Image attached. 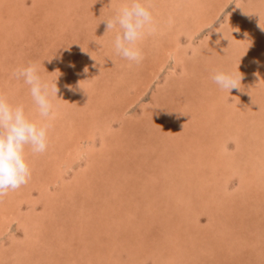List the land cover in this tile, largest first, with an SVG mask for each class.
<instances>
[{"label": "rangeland", "instance_id": "obj_1", "mask_svg": "<svg viewBox=\"0 0 264 264\" xmlns=\"http://www.w3.org/2000/svg\"><path fill=\"white\" fill-rule=\"evenodd\" d=\"M67 1L3 0L0 93L41 119L12 75L34 62L59 98L31 179L0 199V264H264V0H149L139 64L102 21L127 0Z\"/></svg>", "mask_w": 264, "mask_h": 264}, {"label": "clouds", "instance_id": "obj_2", "mask_svg": "<svg viewBox=\"0 0 264 264\" xmlns=\"http://www.w3.org/2000/svg\"><path fill=\"white\" fill-rule=\"evenodd\" d=\"M102 21L106 23V33H116L113 40L116 55L131 64L141 63L144 58L141 42L154 31L149 0H128L113 17ZM259 26L264 30V25ZM84 71L87 72V68ZM40 72L39 64L30 62L26 67L17 68L12 75L29 86L30 96L41 119H30L22 104L14 105L0 93V199L29 182L32 175L29 155L42 154L49 145L59 88L57 80H46ZM211 79L220 90L231 92L241 88L243 77L239 71L218 70ZM79 86L82 87L81 83ZM66 87L69 91L73 90L72 85Z\"/></svg>", "mask_w": 264, "mask_h": 264}, {"label": "bare ground", "instance_id": "obj_3", "mask_svg": "<svg viewBox=\"0 0 264 264\" xmlns=\"http://www.w3.org/2000/svg\"><path fill=\"white\" fill-rule=\"evenodd\" d=\"M17 1V0H16ZM55 1V0H54ZM67 1V0H66ZM68 1H71V0H68ZM67 1V2H68ZM128 1V0H127ZM82 2V1H81ZM69 3V2H68ZM78 3V2H77ZM9 4V3H8ZM73 4V3H72ZM14 5V4H13ZM71 5V4H70ZM73 5H75V4H73ZM78 4H76V6H77ZM80 5V4H79ZM181 5V4H180ZM2 6H3V0H0V24H7V23H10V22H8V19H5L4 18V16H3V12L1 11V9H2ZM63 6V5H62ZM17 7V6H16ZM15 7V8H16ZM19 7V6H18ZM21 7V6H20ZM58 7V6H57ZM71 7V6H70ZM259 8V7H258ZM7 9H9V8H7ZM19 9H21V8H19ZM61 9V8H60ZM74 9V8H73ZM15 10V9H14ZM57 10V9H56ZM56 10H55V12H56ZM70 10V9H69ZM58 11V10H57ZM66 11V10H65ZM72 11V10H71ZM70 11V12H71ZM76 11V10H75ZM262 11V10H261ZM36 12V11H35ZM26 13V12H25ZM44 13H46V12H44ZM58 13H59V11H58ZM220 13V12H219ZM63 15V14H62ZM219 15V14H218ZM38 16V15H37ZM54 18H56V17H54ZM59 18V17H58ZM174 18V17H173ZM55 20V19H54ZM57 21V20H56ZM163 21V20H162ZM165 22V21H164ZM209 23H207V27H209V26H211L212 24V21H208ZM63 25V24H62ZM235 25H237V24H235ZM27 30V29H26ZM163 31V30H162ZM246 46H248V45H246ZM173 50V49H172ZM170 59L172 60V63H175L176 62V55H175V53L174 52H170ZM257 60V59H256ZM259 61V60H258ZM18 63V62H17ZM192 67V66H191ZM264 67V66H263ZM263 69V68H262ZM246 70H248V71H250V68H246ZM35 112V111H34ZM38 114V113H37ZM196 114V113H195ZM53 119V118H52ZM54 122V121H53ZM55 124V123H54ZM56 127V126H55ZM122 129V128H121ZM53 130V129H52ZM106 132V131H105ZM58 135V134H57ZM59 136H61V135H59ZM107 136H108V134H107ZM176 136V135H175ZM177 137V136H176ZM178 138V137H177ZM106 140V139H105ZM179 141H180V139H179ZM66 144V143H65ZM88 144V143H87ZM83 145V144H82ZM81 147H83V146H81ZM74 150V149H73ZM76 153H79L80 152V150H76L75 151ZM53 153V152H52ZM83 153H81L80 154V157H81V155H82ZM83 156H84V154H83ZM47 157V156H46ZM96 157V156H95ZM48 160V159H47ZM49 161V160H48ZM36 164V163H35ZM101 164V163H100ZM255 164V163H254ZM95 166V165H94ZM240 166V165H239ZM58 167V166H57ZM216 168V167H215ZM104 169V168H103ZM245 170L247 171V170H251V167L249 166V167H245ZM61 171V170H60ZM120 171V170H119ZM214 174H215V169L213 168V171H212ZM263 174V172H256V175L257 176H259V175H262ZM53 175V174H52ZM203 175V174H202ZM210 177H212V176H210ZM129 178V177H128ZM59 179V178H58ZM77 182H76V184H74L75 185V187L73 188L74 190H77L78 188H79V186H80V181L79 180H76ZM261 181H263V180H261ZM214 182V181H213ZM45 183V182H44ZM75 183V182H74ZM184 184V183H183ZM182 184V185H183ZM85 185V184H84ZM91 186V185H90ZM71 187V186H70ZM128 187V186H127ZM187 187V186H186ZM70 190V189H69ZM89 191V190H88ZM90 191H93L92 189L90 190ZM102 192V191H101ZM100 193V192H99ZM105 193V192H104ZM248 194V192L246 193V195ZM9 195H11V194H9ZM98 196V195H97ZM100 196V195H99ZM94 197V196H93ZM103 197V196H102ZM191 197V196H190ZM14 198V197H13ZM96 198V197H95ZM52 199V198H51ZM45 200V199H44ZM52 201V200H51ZM202 201V200H201ZM62 202H64V201H62ZM106 202V201H105ZM149 202V201H148ZM63 204V203H62ZM112 206V205H111ZM119 206V205H118ZM205 206V205H204ZM49 208V207H48ZM11 209H13V208H11ZM16 210V209H15ZM116 211L117 210H115V208H113V207H106V208H104V207H102V209H101V213H100V218H99V221H98V223L99 224H97V226L98 227H100V225H102L103 223H105V221L108 219V218H112L113 217V214H115L116 213ZM247 211V210H246ZM43 213H44V211L43 212H41V213H39L38 215H36V216H38V217H35V218H32V216L29 218L30 220H29V222H30V224L29 225H31V226H33V227H35L34 229H32L33 230V232L32 233H34V236H37L36 234H45L46 232L48 233L49 231V226H48V224L49 223H47L46 221H45V217L46 216H44L43 215ZM51 213V212H50ZM190 215V214H189ZM233 215V214H232ZM238 215V214H237ZM5 215H2L1 217H4ZM239 217V216H238ZM5 218H7V217H5ZM18 219H19V217L18 216H16V215H14V216H12L11 215V218H10V220L13 222H15L16 220L18 221ZM25 219V218H24ZM60 219V218H59ZM20 220V219H19ZM7 221V220H6ZM27 221V220H26ZM247 221V220H246ZM102 222V223H101ZM215 224H217L216 222H214ZM4 227V226H3ZM92 228V227H91ZM187 228V227H186ZM99 229V228H98ZM189 229V228H188ZM189 230H191V229H189ZM119 231V230H118ZM186 231H187V229H186ZM121 233V232H120ZM53 234V233H52ZM54 235V234H53ZM79 235V234H78ZM51 238V237H50ZM56 238V237H55ZM111 239V238H110ZM33 241H37V240H35L34 238H33ZM46 242H52V240H47L46 239ZM91 242V241H90ZM38 243V242H37ZM94 243V242H93ZM40 244V243H39ZM63 244V243H62ZM58 246V245H57ZM139 246V245H138ZM85 251H87L86 249H84ZM78 253V252H77ZM8 254V253H7ZM74 254V253H73ZM104 254V253H103ZM66 255V254H65ZM75 255V254H74ZM95 255V254H94ZM105 255V254H104ZM107 255V254H106ZM67 256V255H66ZM167 256V255H166ZM76 257V256H75ZM23 259V258H22ZM97 260V259H96ZM106 260H109V259H106ZM111 260V259H110ZM205 260V259H204ZM184 261V260H183ZM187 261V260H186ZM209 261V260H208ZM212 262H213V260H212ZM25 263V262H24ZM190 263V262H189ZM26 264H28V262L26 261ZM114 264V263H113Z\"/></svg>", "mask_w": 264, "mask_h": 264}]
</instances>
